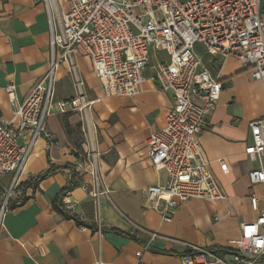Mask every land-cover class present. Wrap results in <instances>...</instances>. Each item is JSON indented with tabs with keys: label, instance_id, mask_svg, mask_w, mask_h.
Masks as SVG:
<instances>
[{
	"label": "crops",
	"instance_id": "obj_1",
	"mask_svg": "<svg viewBox=\"0 0 264 264\" xmlns=\"http://www.w3.org/2000/svg\"><path fill=\"white\" fill-rule=\"evenodd\" d=\"M67 2L59 0L53 17L67 11ZM196 50L202 69L218 77L222 85L218 104L208 117V129L198 140L212 162L225 199H191L180 205L171 221L163 219L160 210L147 202L146 189L164 183L166 173L151 165L146 142L166 126L173 96L148 79L136 97H105L90 59L78 48L71 55L74 70L69 61L56 68L48 119L53 143L44 139L37 142L16 192L22 195L18 187L51 165L73 166L81 182L62 203L86 225L64 219L53 209V201L72 175L70 169L57 170L25 190L28 202L24 206L4 210L0 264H135L138 252L142 264H174L175 259L182 264L183 253L191 246L224 249L230 240L239 238L241 225L259 214L252 209L249 197L264 192V185H251L249 175L259 164L245 155V148L252 143L249 124L264 119V83L254 79L252 69L243 68L235 58L223 61L207 54L202 45ZM153 52L156 66L168 61L166 53ZM51 61V27L43 0H0V121L18 123L6 94L7 85H16L17 101L23 103ZM145 74L150 77L152 70L148 68ZM75 99H80L82 110L69 105ZM59 103H68L66 112L60 111ZM219 160L227 163L226 172L221 171ZM96 177L108 190L99 200L85 189ZM12 179L11 174L0 179V215L3 193ZM220 251L224 259L231 260L230 252Z\"/></svg>",
	"mask_w": 264,
	"mask_h": 264
},
{
	"label": "built area",
	"instance_id": "obj_2",
	"mask_svg": "<svg viewBox=\"0 0 264 264\" xmlns=\"http://www.w3.org/2000/svg\"><path fill=\"white\" fill-rule=\"evenodd\" d=\"M56 6L59 0H54ZM45 3L51 27L52 61L47 73L34 86L23 103H18L14 83L6 87L9 102L15 107L17 125L0 121V179L13 175L3 193L1 215L14 199L18 180L40 139L53 143L48 129L54 100V76L58 65L69 61L81 49L90 59L100 81L103 95L136 97L146 80L157 84L160 91L173 96L174 106L166 117V126L148 138V160L164 170L166 180L146 189V200L160 210L163 219L171 221L184 202L198 199L218 202L225 195L205 156L198 136L208 129V117L215 110L222 92L218 77L202 69L197 45L223 61L237 59L252 77L264 83V21L261 0H68V9L53 21L54 4ZM151 50L165 52L167 62L149 67ZM60 51L61 53H58ZM150 68L152 75L145 72ZM68 103H59L66 112ZM73 109H83L80 99L72 100ZM252 143L245 155L259 164L251 171L250 183L264 185V119L249 124ZM21 140V143H19ZM220 169L228 165L219 160ZM91 197L99 200L108 195L100 179L87 184ZM17 198V199H18ZM258 217L241 225L238 239L230 240L224 253L205 247L191 246L182 264H264V192L249 197ZM163 205V206H162ZM70 209V208H69ZM148 247H144L147 250ZM140 261L141 252L136 254Z\"/></svg>",
	"mask_w": 264,
	"mask_h": 264
},
{
	"label": "trees",
	"instance_id": "obj_3",
	"mask_svg": "<svg viewBox=\"0 0 264 264\" xmlns=\"http://www.w3.org/2000/svg\"><path fill=\"white\" fill-rule=\"evenodd\" d=\"M60 169H70L72 175H71V180H70L69 184L64 189H62V191L58 194L56 199L53 201V209L55 210L56 213L61 215L64 219L74 220L78 225L85 226L86 224H84L72 210L67 209L65 207V205L62 203L63 199L70 192H72L75 188H77L81 182V176L76 172V169L73 166L66 165V166H62V167H55V166L51 165L50 168L48 169V171H46L45 173H43V174H41L35 178H32V179L26 181L25 183L21 184L18 187L22 190L21 197L18 199H10L7 203L6 210L11 211V210H15L17 208L24 206L28 202V199L26 198V196L24 194L25 190L37 186L44 179L51 176L57 170H60ZM87 226H89V225H87ZM113 232H116L117 234H119L121 236L135 240L134 236L127 234L125 232H122L119 230H114ZM213 250H219L220 251V250H224V249L222 247H220V248H213ZM188 252L189 251L187 250L185 253H183V255H185ZM162 253L171 254L169 252H162Z\"/></svg>",
	"mask_w": 264,
	"mask_h": 264
},
{
	"label": "rangeland",
	"instance_id": "obj_4",
	"mask_svg": "<svg viewBox=\"0 0 264 264\" xmlns=\"http://www.w3.org/2000/svg\"><path fill=\"white\" fill-rule=\"evenodd\" d=\"M59 16H60V13L58 14V16H57V15L54 16V17H53L54 21H57ZM162 54L165 55V52L162 53ZM151 59H152V61L150 62V65H151V66H156L157 61H155V59H154V52H153L152 50H151ZM56 72H57V70L55 71V76H54V78L56 77ZM106 100H107V99H106ZM19 143H21V140H19ZM174 264H181V263H180V260H179V259H175V260H174Z\"/></svg>",
	"mask_w": 264,
	"mask_h": 264
},
{
	"label": "bare ground",
	"instance_id": "obj_5",
	"mask_svg": "<svg viewBox=\"0 0 264 264\" xmlns=\"http://www.w3.org/2000/svg\"><path fill=\"white\" fill-rule=\"evenodd\" d=\"M52 2H53V4H54V8H55V10H57V6H56V4H55V1L52 0Z\"/></svg>",
	"mask_w": 264,
	"mask_h": 264
}]
</instances>
